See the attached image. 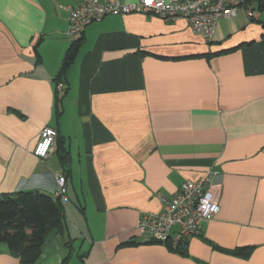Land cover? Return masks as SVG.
Masks as SVG:
<instances>
[{"label": "crops", "instance_id": "1", "mask_svg": "<svg viewBox=\"0 0 264 264\" xmlns=\"http://www.w3.org/2000/svg\"><path fill=\"white\" fill-rule=\"evenodd\" d=\"M76 5L0 0V194L57 196L54 176L70 170L67 225L48 234L34 264H61L70 251L67 264H264V11L219 19L209 39L183 18L92 22L58 116L54 78ZM47 125L61 140L40 160L33 148ZM208 171L221 183L220 211L188 238L187 255L146 243L142 213ZM238 247L252 251L229 252ZM0 264L23 263L0 242Z\"/></svg>", "mask_w": 264, "mask_h": 264}, {"label": "built area", "instance_id": "2", "mask_svg": "<svg viewBox=\"0 0 264 264\" xmlns=\"http://www.w3.org/2000/svg\"><path fill=\"white\" fill-rule=\"evenodd\" d=\"M70 7L69 26L66 31L71 41L83 37L85 28L92 22L108 15H128L133 13L151 14L173 22L185 19L190 27L211 38L219 19L235 15L244 9L249 17L255 16L256 9L251 0H76ZM66 88L59 81L56 90ZM57 131L51 126L41 130L33 153L45 160L56 143ZM56 194L67 199V178L63 172L54 176ZM221 183L216 182L208 171L195 180H186L173 197H161L163 208L158 212L142 213L137 223L141 237L148 241L165 242L173 235L189 238L200 234L203 221L220 211Z\"/></svg>", "mask_w": 264, "mask_h": 264}, {"label": "trees", "instance_id": "3", "mask_svg": "<svg viewBox=\"0 0 264 264\" xmlns=\"http://www.w3.org/2000/svg\"><path fill=\"white\" fill-rule=\"evenodd\" d=\"M251 4L259 11H264V0H251ZM83 37L71 41V45L64 57L62 67L55 76V86L59 81L66 82L65 73L76 57L79 45ZM220 54V52L206 54L208 59ZM202 54L190 55L182 58H196ZM168 58V57H164ZM181 58V57H179ZM66 90V89H65ZM55 109L59 116L61 113L62 98L55 89ZM57 131L56 140L61 136ZM68 157L66 151L60 152V158L64 162ZM63 173L67 177L70 170L65 168ZM65 201L61 196H52L41 191H17L0 194V242L8 245L10 251L19 256L23 264H34L40 257L46 238L50 232L57 230L63 232L67 225ZM189 239L170 236L165 242L148 241L146 243H164L170 250L187 255ZM133 242H128L132 244ZM136 243V242H135ZM138 243V242H137ZM71 244L68 243V245ZM252 248L238 247L229 252L236 255H249ZM72 252L62 260L61 264H67ZM81 258L83 256H80Z\"/></svg>", "mask_w": 264, "mask_h": 264}, {"label": "rangeland", "instance_id": "4", "mask_svg": "<svg viewBox=\"0 0 264 264\" xmlns=\"http://www.w3.org/2000/svg\"><path fill=\"white\" fill-rule=\"evenodd\" d=\"M65 89H66V88H65ZM65 89H64V91H65ZM64 104H65V105H69L68 102H67V100L64 101ZM71 113H72V111H71V109H69V111H68V113H67L69 117H70ZM66 184H67V183H66ZM66 196H67V193H66ZM67 203H69V201H68ZM68 206H69V207L72 206V203H69ZM79 241H80V240H79ZM78 248H79V245H76L75 250H76V251L79 250Z\"/></svg>", "mask_w": 264, "mask_h": 264}, {"label": "clouds", "instance_id": "5", "mask_svg": "<svg viewBox=\"0 0 264 264\" xmlns=\"http://www.w3.org/2000/svg\"><path fill=\"white\" fill-rule=\"evenodd\" d=\"M59 92V91H58Z\"/></svg>", "mask_w": 264, "mask_h": 264}]
</instances>
